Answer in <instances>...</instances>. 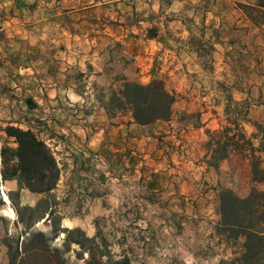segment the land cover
I'll return each instance as SVG.
<instances>
[{"label": "rangeland", "instance_id": "1", "mask_svg": "<svg viewBox=\"0 0 264 264\" xmlns=\"http://www.w3.org/2000/svg\"><path fill=\"white\" fill-rule=\"evenodd\" d=\"M256 2L162 0L163 37L174 48L169 70L162 67V59H155L150 69L139 67L135 41L127 47L112 45L97 60L99 67L68 69L77 90L88 92L90 102L112 124L132 116L111 109V98L127 82L164 81L176 100L169 121H161L167 133L148 130L149 157L128 147L122 152L109 149L103 159L99 153L73 159L71 152L64 154L70 151L69 133L42 111V95L28 92L35 85L19 91L20 96L2 90L0 264L9 262L8 246L13 252L22 251L23 244L42 238V233L67 264H232L240 257L243 240L218 233L219 195L231 189L245 198L253 188L264 191V183L253 181L242 153L231 154L217 169L210 167L206 132L239 124L250 137L255 122L264 124V27L252 25L239 7ZM174 17L183 21L185 35L181 24L166 23ZM156 30L152 27L148 36L156 37ZM61 69L58 64L52 67ZM229 97L250 104L247 117ZM29 98L37 107L27 105ZM13 122L15 127L31 129L54 152L60 177L52 191L34 193L20 189L16 180L2 181L1 150L17 147L3 133ZM261 158L264 161V154Z\"/></svg>", "mask_w": 264, "mask_h": 264}, {"label": "crops", "instance_id": "2", "mask_svg": "<svg viewBox=\"0 0 264 264\" xmlns=\"http://www.w3.org/2000/svg\"><path fill=\"white\" fill-rule=\"evenodd\" d=\"M161 1L0 0V97L3 89L20 96L35 85L28 92L41 94L42 111L54 116L59 128L69 133L70 151L64 154L71 152L73 159L97 157V153L103 159L109 149L122 152L128 147L149 157L148 130L167 133L165 122L142 126L131 116L110 123L104 111L90 102L89 93L77 90L75 79L67 71L88 65L99 67L97 60L112 45L127 47L131 41L138 46L139 67L150 69L155 59H162V67L167 65L164 69L169 70L174 48L163 37L166 30L160 22L165 17H159ZM166 23L181 24L185 35L182 20L174 17ZM154 26L156 37H149ZM57 64L62 69L53 71ZM98 73L103 71L99 68ZM5 109L9 111V106Z\"/></svg>", "mask_w": 264, "mask_h": 264}, {"label": "trees", "instance_id": "3", "mask_svg": "<svg viewBox=\"0 0 264 264\" xmlns=\"http://www.w3.org/2000/svg\"><path fill=\"white\" fill-rule=\"evenodd\" d=\"M239 7L252 25L264 27V0H257L253 5L239 4ZM175 100V95L160 79H154L149 84L127 82L123 90L111 98V109L128 111L137 124L148 126L169 121ZM229 101L237 110L243 108L245 116H248L250 104L247 101H235L232 97ZM26 103L31 108L37 107L30 98ZM106 109L111 115L110 108ZM253 126L255 132L250 137L240 129L239 124H230L222 130H207V164L217 169L231 154L242 153L250 163L253 181L264 183V161L261 158L264 154V124L255 122ZM5 133L14 139L17 147L5 146L1 150L2 181L16 180L20 189L26 188L34 193L52 191L60 177V168L52 149L31 129L8 125ZM219 216L218 233L229 239L243 240V251L232 264H264V191L253 188L247 197L241 198L231 189L222 190ZM37 241L39 244H34ZM77 243L81 245V242ZM23 245L22 251L16 248L15 252L11 245L8 246V264H67L61 251L53 248L50 239L45 238L43 233L42 238H32L28 246Z\"/></svg>", "mask_w": 264, "mask_h": 264}, {"label": "bare ground", "instance_id": "4", "mask_svg": "<svg viewBox=\"0 0 264 264\" xmlns=\"http://www.w3.org/2000/svg\"><path fill=\"white\" fill-rule=\"evenodd\" d=\"M5 200L7 201V202H9V200H8V197L5 195ZM9 214V213H8ZM10 214H13V211H11V213Z\"/></svg>", "mask_w": 264, "mask_h": 264}]
</instances>
